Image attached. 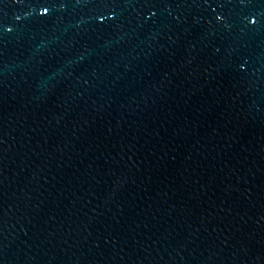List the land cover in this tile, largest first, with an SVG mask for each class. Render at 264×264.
<instances>
[{"label":"water","instance_id":"1","mask_svg":"<svg viewBox=\"0 0 264 264\" xmlns=\"http://www.w3.org/2000/svg\"><path fill=\"white\" fill-rule=\"evenodd\" d=\"M0 264H264V0H0Z\"/></svg>","mask_w":264,"mask_h":264}]
</instances>
